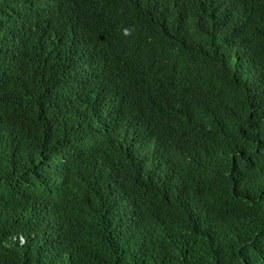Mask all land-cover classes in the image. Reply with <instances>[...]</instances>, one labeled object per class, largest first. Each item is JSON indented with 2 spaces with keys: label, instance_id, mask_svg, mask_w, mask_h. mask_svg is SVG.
<instances>
[{
  "label": "trees",
  "instance_id": "obj_1",
  "mask_svg": "<svg viewBox=\"0 0 264 264\" xmlns=\"http://www.w3.org/2000/svg\"><path fill=\"white\" fill-rule=\"evenodd\" d=\"M0 264H264V0H0Z\"/></svg>",
  "mask_w": 264,
  "mask_h": 264
}]
</instances>
